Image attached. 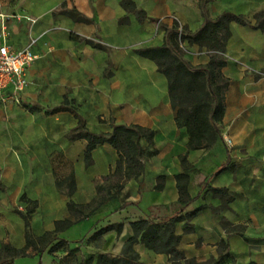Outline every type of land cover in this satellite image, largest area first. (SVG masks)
Here are the masks:
<instances>
[{
    "label": "crops",
    "instance_id": "crops-1",
    "mask_svg": "<svg viewBox=\"0 0 264 264\" xmlns=\"http://www.w3.org/2000/svg\"><path fill=\"white\" fill-rule=\"evenodd\" d=\"M124 1L0 0L6 17L0 19V36L4 23L7 29L0 44L15 50L33 45L39 58L27 73L30 84L25 91L15 100L10 88L5 92L7 100H0V249L27 245V229L17 208L27 212L30 203H37L30 228L35 236H42L69 216L72 200L79 205L95 201L103 178L116 171L119 153L110 145L94 150L93 165L85 166L87 141L70 136L82 119L95 135L111 134L114 124L147 128L155 134L152 148L158 151L146 160L144 175L131 180L119 198L80 222H89L95 233L123 224L121 233L112 231L103 237L96 253L118 257L133 236L132 222L148 217L161 223L182 211L177 176L185 173L182 158L186 157L193 201L183 215L200 212L191 223L176 224L182 239L179 250L188 260L206 263L219 259L218 248L226 240L237 264H264V236L252 237L253 227L264 226L259 178L240 155L245 149L251 155L264 150L259 134L264 130V32L231 24L224 53L223 75L229 80V91L223 136L204 151L188 150L190 136L176 121L168 78L156 63L137 53L165 45L163 27L178 24L183 32L195 34L207 20L230 13L255 23L254 18L264 11V0H131L146 13L144 20L125 10ZM64 6L90 22L78 23L59 14ZM126 18L128 22L122 24ZM185 46L184 59L193 67L210 63L207 50L188 42ZM66 100L69 104L64 109ZM31 107L40 111L33 112ZM226 137L232 139L235 150L227 147ZM141 145L144 150L150 147L147 139ZM222 166L227 170L215 176ZM72 173L77 191L71 199L59 190L57 179ZM160 179L163 187L158 189ZM209 187L227 189L234 201L222 209L223 201L208 192ZM225 223L244 226L246 232L229 239ZM189 225L193 231L188 234ZM135 249L140 264H172L169 256L142 244Z\"/></svg>",
    "mask_w": 264,
    "mask_h": 264
},
{
    "label": "trees",
    "instance_id": "trees-1",
    "mask_svg": "<svg viewBox=\"0 0 264 264\" xmlns=\"http://www.w3.org/2000/svg\"><path fill=\"white\" fill-rule=\"evenodd\" d=\"M122 6L129 13L135 14L138 19H146V13L140 11L137 5L126 0L122 2ZM61 15L70 17L78 23H89L90 21L81 17L75 11L66 10L64 6L59 12ZM255 23L246 17L236 16L232 13L225 14L215 21L207 20L204 27L198 33L190 34L188 32L179 31L180 26L175 24L171 29L163 27L167 33L165 45L157 48H147L139 50V56L147 58L159 67V71L168 78L169 92L171 104L174 107L177 116L176 121L182 128H186L188 136H190L188 150L204 151L212 149L219 140L222 139V125L227 110L226 95L229 88V80L223 75V69L227 65L224 58L226 45L230 40L232 31L231 24L235 23L240 26H250L255 30L264 32V11L260 12L255 18ZM128 22V19L121 21L122 24ZM188 42L190 46H197L202 50H207L210 56V63L206 66L195 68L184 59L185 52L181 44ZM90 44H92L90 42ZM100 46H96L98 48ZM69 102L66 100L64 109H67ZM33 112L40 111L37 107L29 108ZM57 110L48 112L55 114ZM79 127L70 134L72 139L87 141L85 149V166L93 165V151L103 145H110L119 153V160L114 174L103 178V181L110 182V187L103 185L97 187V199L87 205L76 204L73 200L68 204L69 216L55 223V230L46 232L42 236H35L32 233L31 220L33 213L37 208V203H30L29 208L22 218L25 222L26 247L24 249L12 248L4 245L0 249V264H15L16 259L43 255L48 251L49 254L56 253L65 245L72 244L60 237L61 234L67 232L77 223L86 220L94 215L96 211L109 201L116 200L122 194L126 185L131 180H138L145 173V162L149 158L158 155V151L153 150L152 145L155 139L153 131L139 126H113L111 134L95 135L91 133L87 125L80 119ZM147 139L150 147L143 149L141 143ZM185 173L177 176L178 190L180 196V205L182 211L176 217L161 223H155L146 217L136 222H132L133 236L125 244L122 254L115 257L108 253H91L88 257L83 256L82 264H140L141 257L137 253L135 247L142 244L146 249L153 251L158 255H167L170 257L172 264H237L235 259L228 252V245L222 241L218 252L219 259L208 261L207 263H198L196 260H188L186 255L179 250L181 236L176 234V224L186 221L188 224L200 212L194 211L187 215H183L185 209L192 203V198L188 193L190 186V167L187 165V158H182ZM227 170V166H222L215 175ZM160 179L158 189L163 187ZM59 190L72 199L77 191V183H75V175L72 173L69 177L57 179ZM215 198L223 201L222 209L228 208L234 199L228 193L227 189L207 188ZM106 193V196H101ZM96 208L93 205L98 202ZM87 210H90L87 213ZM228 227V224H224ZM123 224L108 226L96 232L89 238L90 242H100L103 244V237L112 231L121 233ZM193 231L192 226L186 228V233ZM242 228L236 227L231 233H241ZM81 253V248L73 249L72 254ZM4 259H1V257ZM250 264H257L251 262Z\"/></svg>",
    "mask_w": 264,
    "mask_h": 264
},
{
    "label": "rangeland",
    "instance_id": "rangeland-1",
    "mask_svg": "<svg viewBox=\"0 0 264 264\" xmlns=\"http://www.w3.org/2000/svg\"><path fill=\"white\" fill-rule=\"evenodd\" d=\"M259 134L261 137L260 139L264 140V130H262ZM234 147L235 146H233L232 151L235 150ZM240 155H241V159H244V161L248 163L246 167L250 166V170H254L257 173L259 179L256 181L259 183L260 190L262 192L259 195V198L262 204L264 205V150L263 151L261 150L260 152L251 155L249 153V150L245 149L240 152ZM246 162H244V164ZM103 182L106 188L110 187L111 184L110 182L107 181H103ZM101 196H106V193H102ZM98 203L99 201L93 205L92 209H95ZM17 210L22 214L26 213L25 209L17 208ZM89 211L90 210H87V213H89ZM88 223L89 222L87 223L83 222L77 224L73 226L74 228L71 231L63 233L60 237L67 240L68 242H71L72 244L65 245L62 249H59V251H57L56 253L49 254L47 251L43 255L39 256V255H34V252L30 251L29 253L32 254L33 256L16 259L15 264H82L83 256L88 257L91 253H96L95 249L100 248V246H102L100 242L89 241L88 237L92 236L95 233V231L91 229ZM91 223H95V222L91 220ZM228 225H229L228 227L224 226L223 229L225 230L227 238L229 239L232 236L244 235L246 232V228L244 226L234 227L231 224ZM102 226L105 225L102 224ZM236 227L242 228L241 231L242 234L231 233L232 230H234ZM252 229H253L252 237L255 238L256 236H260V235L264 236V226L261 228L253 227ZM223 241L226 242V240ZM76 247L81 248V253L74 255L72 254V251ZM252 251H255V249L252 248ZM219 257H220V253H219ZM1 259H4V257L2 256ZM211 260H215V262L217 261L215 258H212Z\"/></svg>",
    "mask_w": 264,
    "mask_h": 264
},
{
    "label": "built area",
    "instance_id": "built-area-1",
    "mask_svg": "<svg viewBox=\"0 0 264 264\" xmlns=\"http://www.w3.org/2000/svg\"><path fill=\"white\" fill-rule=\"evenodd\" d=\"M0 19H6L0 11ZM33 24L35 21L28 19ZM5 22V21H4ZM179 31L183 33V29L180 28ZM7 29L6 24H3L2 38L6 39ZM34 44V43H33ZM186 43L181 44L184 52L187 50L185 46ZM32 46L30 45L23 50H15L8 47L7 44H0V100L5 102L6 96L5 92L12 88V98L17 99L21 93L29 86L30 82L27 78V73L32 65L39 59L38 56L32 51ZM209 54V52L207 51ZM226 145L228 148L232 149L234 144L231 138L226 137Z\"/></svg>",
    "mask_w": 264,
    "mask_h": 264
}]
</instances>
